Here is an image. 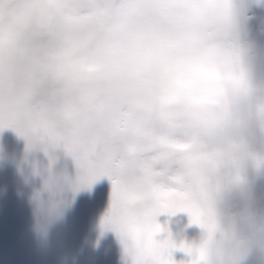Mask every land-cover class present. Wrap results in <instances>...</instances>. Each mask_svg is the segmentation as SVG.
Wrapping results in <instances>:
<instances>
[{
  "label": "snow or ice",
  "instance_id": "1",
  "mask_svg": "<svg viewBox=\"0 0 264 264\" xmlns=\"http://www.w3.org/2000/svg\"><path fill=\"white\" fill-rule=\"evenodd\" d=\"M231 19L232 0H0V129L63 147L87 185L110 179L102 226L132 264L205 260L156 239V216L215 227L213 186L237 166L221 138L248 91Z\"/></svg>",
  "mask_w": 264,
  "mask_h": 264
},
{
  "label": "clouds",
  "instance_id": "2",
  "mask_svg": "<svg viewBox=\"0 0 264 264\" xmlns=\"http://www.w3.org/2000/svg\"><path fill=\"white\" fill-rule=\"evenodd\" d=\"M253 6L264 7V0H232L228 36L234 67L245 74L248 91L245 102L233 110L221 138L222 147L235 148L232 159L237 166L213 186L215 227L211 233L203 230L197 243L205 249V260L200 264H264V191L256 182L264 165V43L257 40L249 24L255 16L250 14ZM57 148L63 149L46 140L28 139L22 155L14 161L18 176L28 188L31 229L42 241L64 220L76 194L87 186L73 158V172L57 166ZM102 219L99 233L110 228L102 226ZM122 245V264H132L125 243ZM93 246H98V237ZM193 259L189 256L181 264H191Z\"/></svg>",
  "mask_w": 264,
  "mask_h": 264
},
{
  "label": "rangeland",
  "instance_id": "3",
  "mask_svg": "<svg viewBox=\"0 0 264 264\" xmlns=\"http://www.w3.org/2000/svg\"><path fill=\"white\" fill-rule=\"evenodd\" d=\"M252 13L255 14L249 21L252 32L264 43V7L253 6ZM24 145V137L11 127L0 129V264H122L123 245L117 234L111 228H105L102 233L98 230L110 203L111 181L104 175L76 194L64 220L51 228L46 241L37 239L31 229L26 200L28 188L18 176L14 163L22 155ZM37 155L43 154L37 152ZM58 167L73 172L72 157L63 159ZM259 173L256 182L264 191V165ZM156 220L162 227L156 239L170 234L176 245L183 241L195 246L203 232L199 225L189 223L184 211L161 212ZM97 237L98 246L94 247ZM188 257L180 247L171 249L175 264H181Z\"/></svg>",
  "mask_w": 264,
  "mask_h": 264
},
{
  "label": "water",
  "instance_id": "4",
  "mask_svg": "<svg viewBox=\"0 0 264 264\" xmlns=\"http://www.w3.org/2000/svg\"><path fill=\"white\" fill-rule=\"evenodd\" d=\"M56 152H57V154H58L57 166H58V164L60 163L61 160L70 157V155H66V154L64 153V151H63L62 148H57V149H56Z\"/></svg>",
  "mask_w": 264,
  "mask_h": 264
}]
</instances>
